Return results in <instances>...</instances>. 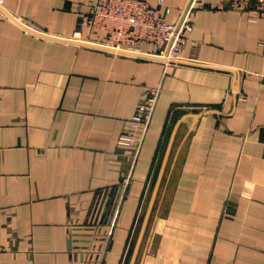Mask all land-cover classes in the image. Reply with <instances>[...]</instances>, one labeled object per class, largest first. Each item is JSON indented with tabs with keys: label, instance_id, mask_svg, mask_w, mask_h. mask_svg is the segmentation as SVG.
I'll use <instances>...</instances> for the list:
<instances>
[{
	"label": "crops",
	"instance_id": "1",
	"mask_svg": "<svg viewBox=\"0 0 264 264\" xmlns=\"http://www.w3.org/2000/svg\"><path fill=\"white\" fill-rule=\"evenodd\" d=\"M91 1L0 6L66 39ZM219 5L193 2L184 65L0 11V264H264V13Z\"/></svg>",
	"mask_w": 264,
	"mask_h": 264
},
{
	"label": "built area",
	"instance_id": "2",
	"mask_svg": "<svg viewBox=\"0 0 264 264\" xmlns=\"http://www.w3.org/2000/svg\"><path fill=\"white\" fill-rule=\"evenodd\" d=\"M182 11L177 22L166 20L169 8L158 0L157 7H151L144 0H92L85 15L77 18L73 33L68 39L86 41L82 33L102 32L104 41L98 43L110 50L105 52L121 54H148L162 59L180 60L187 35L192 29L191 14L193 2ZM219 7L224 4L234 11L251 10L255 15L264 13V0H219ZM87 42V41H86ZM151 50L144 53L141 48ZM132 54H122L137 57ZM156 91L146 94L138 106L130 124V130L120 136L118 144L123 147L133 146L137 142L135 129L150 122L156 102Z\"/></svg>",
	"mask_w": 264,
	"mask_h": 264
},
{
	"label": "water",
	"instance_id": "3",
	"mask_svg": "<svg viewBox=\"0 0 264 264\" xmlns=\"http://www.w3.org/2000/svg\"><path fill=\"white\" fill-rule=\"evenodd\" d=\"M0 11H2L4 14H6L8 17H10L13 21H15L16 23H18L20 26L24 27L26 30L31 31L37 35H40L42 37L48 38V39H53V40H57V41H62V42H66V43H71V44H76L79 46H84V47H90V48H95V49H100L102 51L105 50H110L102 45L99 44H95V43H90V42H86V41H74L68 38H58V37H53L50 35H45L43 33H39L37 31H34L33 29H30L29 27L23 25L22 23H20L19 21H17V19H15L10 13H8L3 7L0 6ZM118 53L121 54H132V53H127L125 51H118ZM135 55L137 57H143V58H150V59H155V60H159V61H164V62H168V63H174V64H190V63H185L183 61H179V60H171V59H162V58H158L152 55H148V54H132Z\"/></svg>",
	"mask_w": 264,
	"mask_h": 264
}]
</instances>
